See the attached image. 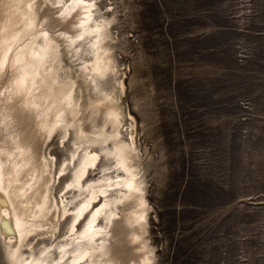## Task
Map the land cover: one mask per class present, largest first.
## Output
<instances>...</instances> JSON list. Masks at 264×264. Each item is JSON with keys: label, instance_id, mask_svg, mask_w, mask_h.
Segmentation results:
<instances>
[{"label": "rangeland", "instance_id": "rangeland-1", "mask_svg": "<svg viewBox=\"0 0 264 264\" xmlns=\"http://www.w3.org/2000/svg\"><path fill=\"white\" fill-rule=\"evenodd\" d=\"M95 1L94 15L111 20L115 61L98 81L138 149L153 264H264V0ZM82 43L61 71L91 60ZM73 139L56 130L44 147L57 199L77 194L65 189L72 165L58 172ZM109 162L102 155L89 179ZM58 223L54 235L29 234L24 256H57L68 217ZM8 242L0 231V264H14Z\"/></svg>", "mask_w": 264, "mask_h": 264}, {"label": "bare ground", "instance_id": "bare-ground-1", "mask_svg": "<svg viewBox=\"0 0 264 264\" xmlns=\"http://www.w3.org/2000/svg\"><path fill=\"white\" fill-rule=\"evenodd\" d=\"M95 3L0 0V231L14 264L154 262L138 149L131 132L122 136L125 113L115 93L98 81L115 61L111 20L94 15ZM82 42L91 60L61 71L64 55L71 49L76 55ZM56 130L74 134L58 172L72 165L65 189L77 192L59 199L52 192L54 156L44 149ZM102 155L110 162L89 179ZM62 217L69 234L56 245L57 256L46 247L43 256H24L23 246L32 247L28 235H54Z\"/></svg>", "mask_w": 264, "mask_h": 264}]
</instances>
